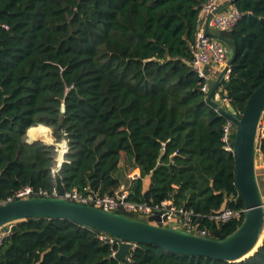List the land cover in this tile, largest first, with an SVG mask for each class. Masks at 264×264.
Here are the masks:
<instances>
[{
	"label": "trees",
	"instance_id": "trees-1",
	"mask_svg": "<svg viewBox=\"0 0 264 264\" xmlns=\"http://www.w3.org/2000/svg\"><path fill=\"white\" fill-rule=\"evenodd\" d=\"M206 1L0 0V203L26 187H56L63 152L35 140L45 132L51 143L67 141L59 173L67 191L114 194L126 159L142 173L133 201L146 192L156 204L173 198L200 214L212 237L232 234L242 221L207 219L246 206L236 159L223 148L227 119L207 104L205 81L191 66ZM234 5L244 17L232 31L237 56L220 93L242 115L264 84V0ZM260 150L264 156V139ZM100 234L29 219L12 226L0 264H119L117 246ZM131 264H264V239L236 263L139 244Z\"/></svg>",
	"mask_w": 264,
	"mask_h": 264
},
{
	"label": "water",
	"instance_id": "water-1",
	"mask_svg": "<svg viewBox=\"0 0 264 264\" xmlns=\"http://www.w3.org/2000/svg\"><path fill=\"white\" fill-rule=\"evenodd\" d=\"M234 3L230 2L227 7ZM206 33L222 42L228 50L226 66L216 77H210L207 81L209 93L206 102L236 126L233 152L236 159V184L245 202L246 213L241 225L232 234L222 238L219 232H215L214 237H203L178 229L175 223L165 224L167 216L161 217L160 214L142 221L122 211L111 213L70 202L61 198L67 190L60 171L54 174L60 198L31 197L0 204V234H11L13 225L29 219L70 221L116 239L120 243L115 255L119 264H131V251L134 245L139 244L154 245L180 255L201 256L230 263L241 262L253 255L262 245L264 235L263 195L256 169L258 128L264 116V84L250 97L242 115H238L232 105L223 107L215 96L230 74L238 47L230 31L211 29L207 24ZM205 74H209V66H205ZM64 162L65 156L61 168ZM145 201L152 202L148 192L145 193Z\"/></svg>",
	"mask_w": 264,
	"mask_h": 264
},
{
	"label": "built area",
	"instance_id": "built-area-1",
	"mask_svg": "<svg viewBox=\"0 0 264 264\" xmlns=\"http://www.w3.org/2000/svg\"><path fill=\"white\" fill-rule=\"evenodd\" d=\"M233 1L235 0H207L202 5V8L199 12L198 30L196 33L195 42L192 45L193 61L191 66L197 75L205 81L202 91L207 95L209 93L207 81L210 77H216L226 66L228 60V50L222 42L206 33V26L208 24L211 29H218L220 31L227 30L232 32L244 17V13H242L234 4L227 7V4ZM205 66H209L208 75L205 74ZM228 78L229 75L226 79ZM220 92L221 88L215 96L217 101L223 107L231 105L230 100L227 97H223ZM235 134L236 126L231 121L227 120V123L223 127L222 135V143L225 151L231 153L234 152ZM258 139L260 140L257 150L260 149L261 141L264 139V116L262 117L259 124ZM52 145L55 146L56 152L61 145H64L65 154H67L68 144L66 140L56 144L52 142ZM61 164L56 165L53 170V174L60 171ZM141 176L142 173L139 168L132 169L129 174V184L126 186H121L112 195H103L98 191L87 188L84 192H81L77 189L66 191L64 196H61V198H64L70 202L93 206L106 212L117 213L122 211L126 214H133L136 219L142 221L147 220L152 215L160 214L161 217L167 216L165 224L175 223L176 228L178 229L185 230L203 237H212V232L208 228L202 227L200 222L201 215L195 213L194 210L177 206L173 198L163 201L159 204L154 202L148 203L147 201H133L131 199L132 188L134 183L140 179ZM31 197L60 198L56 187L52 192L44 190L35 191L32 187H26L18 191L6 202L0 204L9 203L15 200L29 199ZM262 207L264 209V196ZM245 213L246 209L233 210L229 207H224L222 210L208 216L207 219H209L210 222L220 226L221 224H226L233 220L242 221ZM9 235V232H3L0 234V247ZM98 237L100 240L107 242L112 246H117V248L113 249L112 253V256L115 258L120 243L112 236L105 233H101ZM137 247L138 245L133 246L131 256L129 257L130 261L132 258V252Z\"/></svg>",
	"mask_w": 264,
	"mask_h": 264
},
{
	"label": "crops",
	"instance_id": "crops-1",
	"mask_svg": "<svg viewBox=\"0 0 264 264\" xmlns=\"http://www.w3.org/2000/svg\"><path fill=\"white\" fill-rule=\"evenodd\" d=\"M42 133H44V132H42ZM35 140H39L40 141L39 137L36 136V135H35ZM259 163H260V168L262 170H264V156H263V154H262V159H261V161ZM259 163H257V161H256V165L259 164ZM123 164L126 165L124 168H123ZM131 170H132V168L130 167L128 162H124V161L121 160V162L119 164V171L116 174V176L121 181V186H126V185L129 184V174H130Z\"/></svg>",
	"mask_w": 264,
	"mask_h": 264
},
{
	"label": "rangeland",
	"instance_id": "rangeland-1",
	"mask_svg": "<svg viewBox=\"0 0 264 264\" xmlns=\"http://www.w3.org/2000/svg\"><path fill=\"white\" fill-rule=\"evenodd\" d=\"M40 134H42V132L38 134V137H39V138H40V136H39ZM47 135H48L47 141H46V140H40V141H41V142H45V143H47V144H49V145H52V143H51V138H50V136H49L48 133H47ZM36 136H37V135H36ZM51 136H52V135H51ZM40 139H41V138H40ZM52 140H53L52 142L56 144L55 139H54L53 137H52ZM259 140H260V139H258V143H259ZM258 147H259V146H258ZM261 159H262V152H261L260 149H258V151H257V163H259V162L261 161ZM122 161L126 162V159H123ZM125 164H126V163H125ZM125 166H126V165L123 164V168H124ZM256 169H257V178H258V182H259V185H260V189H261L262 195L264 196V170H262V169L260 168V163L256 165ZM263 239H264V236H263Z\"/></svg>",
	"mask_w": 264,
	"mask_h": 264
},
{
	"label": "bare ground",
	"instance_id": "bare-ground-1",
	"mask_svg": "<svg viewBox=\"0 0 264 264\" xmlns=\"http://www.w3.org/2000/svg\"><path fill=\"white\" fill-rule=\"evenodd\" d=\"M39 136L41 138V139L39 138L40 140H46L47 141L48 135L45 132L40 134ZM59 148L63 152V158H64V155H65V147H64V145H61ZM62 162H63V159H62Z\"/></svg>",
	"mask_w": 264,
	"mask_h": 264
}]
</instances>
